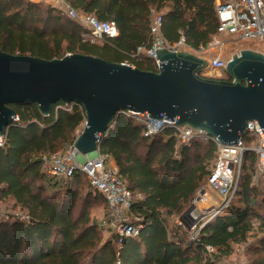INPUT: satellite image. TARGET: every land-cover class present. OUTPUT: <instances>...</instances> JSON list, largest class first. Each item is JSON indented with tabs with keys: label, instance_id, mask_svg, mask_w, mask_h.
<instances>
[{
	"label": "trees",
	"instance_id": "16d2710c",
	"mask_svg": "<svg viewBox=\"0 0 264 264\" xmlns=\"http://www.w3.org/2000/svg\"><path fill=\"white\" fill-rule=\"evenodd\" d=\"M66 1L114 25L118 36L105 38L101 46L83 43L84 27L51 5L0 0V50L45 60L90 55L155 72L145 52L136 55L138 48L151 47V10L162 16L164 39L175 43L183 38L193 53L206 50L218 34L215 0ZM10 107L18 121L8 127L0 147V202L10 201L28 220L0 222V264H223L236 247L244 248L247 264H264V180L254 183V152L243 156L236 201L205 222L195 241H187V228L171 222L207 181L216 146L198 139L179 145L171 128L147 138L132 115L118 113L99 141V152L111 160L128 189L140 194L131 212L142 219L138 235L118 243L111 228L112 236L104 239L103 229L89 215L93 205L107 210L101 194L86 193L75 215L83 181L89 186L81 171L62 183L42 169L43 155L62 152L75 140L84 112L61 102L46 117L35 104ZM243 140L247 145L252 138Z\"/></svg>",
	"mask_w": 264,
	"mask_h": 264
},
{
	"label": "water",
	"instance_id": "95a60500",
	"mask_svg": "<svg viewBox=\"0 0 264 264\" xmlns=\"http://www.w3.org/2000/svg\"><path fill=\"white\" fill-rule=\"evenodd\" d=\"M155 57L160 68L152 72L90 55L45 60L0 50V138L17 118L10 105L35 104L46 117L58 102L83 108L85 126L73 146L85 157L97 152L120 112L175 122L225 145L238 144L247 122H256L264 134L262 53L244 49L232 55L224 67L230 81L201 77L208 61L191 52L159 49ZM193 209L179 219L187 229L195 224Z\"/></svg>",
	"mask_w": 264,
	"mask_h": 264
},
{
	"label": "built area",
	"instance_id": "2783aa9c",
	"mask_svg": "<svg viewBox=\"0 0 264 264\" xmlns=\"http://www.w3.org/2000/svg\"><path fill=\"white\" fill-rule=\"evenodd\" d=\"M27 1L40 2L42 0ZM46 1L59 10L61 14L84 27L86 32L82 36L83 43L88 42L101 46L105 38L118 36V31L114 25L100 22L93 15L71 7L66 0ZM215 8L219 19L218 34L232 36L238 41H255L264 46V0H226L225 2L215 0ZM162 24V16L151 10L149 27L152 39L151 47L146 51H143L142 48H138L136 51V55L145 52L153 60L156 71L160 68V62L155 57L156 50L184 51L187 49L183 38L175 43L166 41L162 34ZM207 61L209 69L220 72L224 69L228 60L215 57ZM73 105L83 111L80 105ZM128 114L132 115L135 121L143 126V135L147 138L159 134L165 128H171L175 130V137L179 145H188L193 139H198L203 143L209 141L214 143L217 149V159L207 183L211 190L217 194L220 203L216 206L217 212L212 214L211 219L230 205L237 189L241 164L246 152L252 151L257 157L254 179L264 176V134L256 122H247L245 134L257 142L256 146H247L243 140L245 135L238 140V144L225 145L216 138L209 137L204 132L188 127H178L175 122L165 121L164 119L153 120L147 114ZM15 121H18V118ZM84 126L85 121L81 130ZM4 136L0 138V147L3 144ZM78 136L79 134L76 137ZM73 142L62 153L43 155L41 157L42 169L48 176L59 182H67L75 170L81 171L86 176L90 189L104 197L109 212L110 226L114 225L115 227L114 232L118 236V243H121L124 237H136L142 227V219L131 212V207L141 199L140 194L128 189L113 164L108 165L109 158L100 154L99 147L92 157H85L74 148ZM201 194H204L203 191ZM7 217V213L0 202V222L5 221ZM15 218L20 221L28 220L26 214L17 215ZM203 225H194L190 229V241H195L198 238ZM207 252L211 253L212 249L208 247Z\"/></svg>",
	"mask_w": 264,
	"mask_h": 264
},
{
	"label": "rangeland",
	"instance_id": "374dc122",
	"mask_svg": "<svg viewBox=\"0 0 264 264\" xmlns=\"http://www.w3.org/2000/svg\"><path fill=\"white\" fill-rule=\"evenodd\" d=\"M32 3H42L43 5H49V2L46 0H42L40 2H32ZM244 49L254 50L264 55V46L261 43H257L255 41H238L232 36H226V35H220V34L213 37L208 48L204 51H201L199 53H193L192 51L188 49H185L184 51L191 52L198 57L205 58L206 60H212L215 57H220L224 60H229L232 55L237 54L239 51L244 50ZM200 76L206 79H214V80H228L229 79L228 75L224 72V69H222L220 72H215L207 68L206 70L200 73ZM82 125L78 127V129L75 131L74 133L75 137L78 134L80 135V132L82 131L81 130ZM247 145L256 146L257 142L254 140H251L250 142H247ZM66 149H64V151ZM62 152H59V153H62ZM110 164H112L111 160H109L108 165L111 166ZM263 180H264V176L258 177L257 179H254V183L257 184ZM85 181H83L82 183L83 188L81 189L80 201L78 202L75 208V211H74L75 215L81 209L80 204L82 202L81 201L82 197H84L86 193L88 192L94 193L90 189V187L87 186V183H85ZM62 183H66V181ZM200 191H203L204 194H201ZM232 201H236V200L232 198ZM219 203H220V200L217 197V194L211 190L207 181L205 180V182L202 184L200 189L195 194L193 201L190 203V205L187 207L184 213L189 209L191 205H194V209L190 212V217L195 221L194 225H197V226L202 225L211 219V216L214 212H217L216 206L219 205ZM1 205L7 213L8 217L6 218V220H10L11 218L17 217V215L25 214L23 212H20L18 209L12 208L11 207L12 203L10 201L2 202ZM88 212H89L91 219L103 229L104 239L110 238L112 236V232L115 233L114 231L111 232L109 230V228H111L110 222H109V212H107V210L104 209V206L93 205L89 208ZM181 216L179 218L175 217L172 220L171 224L172 225L181 224V222L179 221ZM187 230H183V232L185 233V240L190 241V237H191L190 229H187ZM185 231H187V233ZM248 257L249 256L244 251V248L236 247L235 255L227 259L226 261H224L223 264H247Z\"/></svg>",
	"mask_w": 264,
	"mask_h": 264
},
{
	"label": "flooded vegetation",
	"instance_id": "af4514ba",
	"mask_svg": "<svg viewBox=\"0 0 264 264\" xmlns=\"http://www.w3.org/2000/svg\"><path fill=\"white\" fill-rule=\"evenodd\" d=\"M228 81H230V79Z\"/></svg>",
	"mask_w": 264,
	"mask_h": 264
},
{
	"label": "bare ground",
	"instance_id": "6f19581e",
	"mask_svg": "<svg viewBox=\"0 0 264 264\" xmlns=\"http://www.w3.org/2000/svg\"><path fill=\"white\" fill-rule=\"evenodd\" d=\"M216 206V205H215Z\"/></svg>",
	"mask_w": 264,
	"mask_h": 264
}]
</instances>
